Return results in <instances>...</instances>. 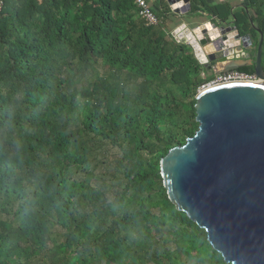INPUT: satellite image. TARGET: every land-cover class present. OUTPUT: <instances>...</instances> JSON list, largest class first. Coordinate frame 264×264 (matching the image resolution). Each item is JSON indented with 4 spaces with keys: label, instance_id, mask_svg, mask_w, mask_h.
Wrapping results in <instances>:
<instances>
[{
    "label": "trees",
    "instance_id": "16d2710c",
    "mask_svg": "<svg viewBox=\"0 0 264 264\" xmlns=\"http://www.w3.org/2000/svg\"><path fill=\"white\" fill-rule=\"evenodd\" d=\"M190 2L250 34L236 69L254 72L264 0ZM152 9L147 25L135 0L4 1L0 264H227L163 186L161 158L197 129L203 66Z\"/></svg>",
    "mask_w": 264,
    "mask_h": 264
},
{
    "label": "water",
    "instance_id": "95a60500",
    "mask_svg": "<svg viewBox=\"0 0 264 264\" xmlns=\"http://www.w3.org/2000/svg\"><path fill=\"white\" fill-rule=\"evenodd\" d=\"M187 15L190 0H166ZM241 6H245L241 4ZM258 31L256 81H231L195 95L197 129L160 160L168 198L206 232V240L227 264H264V69L263 33ZM235 34L226 41L225 36ZM171 35L188 44L201 65L250 50L249 33L232 21L182 22ZM249 56V53H247Z\"/></svg>",
    "mask_w": 264,
    "mask_h": 264
},
{
    "label": "crops",
    "instance_id": "0c3cea01",
    "mask_svg": "<svg viewBox=\"0 0 264 264\" xmlns=\"http://www.w3.org/2000/svg\"><path fill=\"white\" fill-rule=\"evenodd\" d=\"M219 0H209L210 3H215L218 2ZM241 0H232L233 2V6L232 8H236L239 4H240ZM158 3L159 5L162 6V4H165L168 6L169 8V19L173 20V26L178 25L182 22H188L191 25H196V24H200L203 22H214L217 21L218 19H216L214 16H212L211 14L207 13V12H202V11H197L193 14H187V15H176L174 14L171 9L170 6L168 5L166 0H149V4L151 5V7L155 4ZM190 16V17H189ZM230 21H233L232 19ZM172 26V27H173ZM238 51V52H237ZM250 52L251 50H245L243 52H241L240 50H236L235 54H232L231 57L229 59H226L225 61L222 62H218V61H213L210 64L212 65L211 69H206L203 66V72H205V75H210L216 71H221L227 68H236L242 65H247V64H251L252 63V59L250 56ZM247 53H249V56H247Z\"/></svg>",
    "mask_w": 264,
    "mask_h": 264
},
{
    "label": "built area",
    "instance_id": "2783aa9c",
    "mask_svg": "<svg viewBox=\"0 0 264 264\" xmlns=\"http://www.w3.org/2000/svg\"><path fill=\"white\" fill-rule=\"evenodd\" d=\"M5 0H0V9L2 8ZM138 12L141 18L147 25L157 24L159 19L153 11L151 5L147 0H135ZM202 81L197 87V92L202 88L210 87L216 84L231 82V81H256L258 77L255 72H246L236 68H227L221 71H216L210 75H205L201 72Z\"/></svg>",
    "mask_w": 264,
    "mask_h": 264
},
{
    "label": "bare ground",
    "instance_id": "6f19581e",
    "mask_svg": "<svg viewBox=\"0 0 264 264\" xmlns=\"http://www.w3.org/2000/svg\"><path fill=\"white\" fill-rule=\"evenodd\" d=\"M182 1H183V0H180L179 2H177L176 5L182 3ZM234 35H235V34H233V33L226 35V36H225V40H226V41L231 40V39L234 37ZM237 52H238V51H237Z\"/></svg>",
    "mask_w": 264,
    "mask_h": 264
},
{
    "label": "rangeland",
    "instance_id": "374dc122",
    "mask_svg": "<svg viewBox=\"0 0 264 264\" xmlns=\"http://www.w3.org/2000/svg\"><path fill=\"white\" fill-rule=\"evenodd\" d=\"M190 17V16H189ZM221 259V258H220ZM146 264H153L152 262H148V263H146Z\"/></svg>",
    "mask_w": 264,
    "mask_h": 264
}]
</instances>
